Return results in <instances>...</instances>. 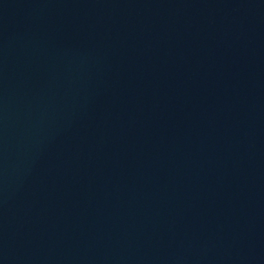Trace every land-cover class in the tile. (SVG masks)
Wrapping results in <instances>:
<instances>
[{"label":"water","instance_id":"water-1","mask_svg":"<svg viewBox=\"0 0 264 264\" xmlns=\"http://www.w3.org/2000/svg\"><path fill=\"white\" fill-rule=\"evenodd\" d=\"M0 264H264V0H0Z\"/></svg>","mask_w":264,"mask_h":264}]
</instances>
